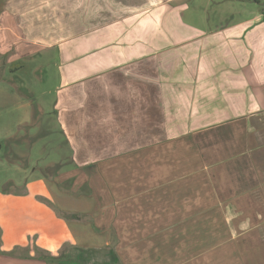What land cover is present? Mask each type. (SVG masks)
<instances>
[{
    "label": "crops",
    "instance_id": "0c3cea01",
    "mask_svg": "<svg viewBox=\"0 0 264 264\" xmlns=\"http://www.w3.org/2000/svg\"><path fill=\"white\" fill-rule=\"evenodd\" d=\"M169 1L0 0V80L51 57L72 164L0 195V264H264V7L201 29Z\"/></svg>",
    "mask_w": 264,
    "mask_h": 264
},
{
    "label": "rangeland",
    "instance_id": "374dc122",
    "mask_svg": "<svg viewBox=\"0 0 264 264\" xmlns=\"http://www.w3.org/2000/svg\"><path fill=\"white\" fill-rule=\"evenodd\" d=\"M169 2L180 9L179 15L185 24L201 29H209L231 18L236 20L264 7L257 5L255 0ZM44 55L35 58L40 62L37 72L30 70L31 64H26L18 70L7 71L0 80V195L9 189H20L30 176L52 175L72 165L69 144L51 112L56 99L57 68L48 63L47 58L51 57ZM25 103L29 104L27 108L23 107ZM38 107L42 111H38ZM25 112L33 114L32 121L18 125Z\"/></svg>",
    "mask_w": 264,
    "mask_h": 264
},
{
    "label": "trees",
    "instance_id": "16d2710c",
    "mask_svg": "<svg viewBox=\"0 0 264 264\" xmlns=\"http://www.w3.org/2000/svg\"><path fill=\"white\" fill-rule=\"evenodd\" d=\"M38 256L45 260L48 264H121L118 257L112 249L103 251L99 256L93 249L86 251L82 257V248L65 243L61 247L57 256H51L47 252L35 247Z\"/></svg>",
    "mask_w": 264,
    "mask_h": 264
}]
</instances>
